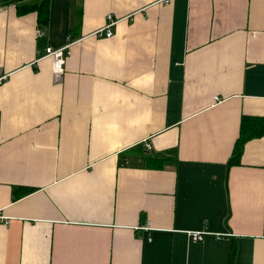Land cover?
I'll use <instances>...</instances> for the list:
<instances>
[{"label":"crops","instance_id":"obj_1","mask_svg":"<svg viewBox=\"0 0 264 264\" xmlns=\"http://www.w3.org/2000/svg\"><path fill=\"white\" fill-rule=\"evenodd\" d=\"M29 1L0 0V264H264V133L230 162L264 116V0Z\"/></svg>","mask_w":264,"mask_h":264},{"label":"trees","instance_id":"obj_2","mask_svg":"<svg viewBox=\"0 0 264 264\" xmlns=\"http://www.w3.org/2000/svg\"><path fill=\"white\" fill-rule=\"evenodd\" d=\"M31 9H36L38 13V17L41 22L45 23L48 18V11H49V3L48 0H43L41 3H36L35 1H29L27 3H23L18 5V12L23 13ZM244 123V124H243ZM245 124L248 125L249 129L245 127ZM250 126L259 127L255 131H251ZM264 133V116L258 117H245L244 121H241V128H240V135L236 140L235 146L233 148L232 155L230 157V162L237 161L240 156V151L242 149L243 142L254 135H259ZM166 156L163 154H158L155 156H148L146 164L151 167H162L165 163ZM34 190V187L26 186V185H19L14 187L13 189V197H19L24 194H27Z\"/></svg>","mask_w":264,"mask_h":264},{"label":"built area","instance_id":"obj_3","mask_svg":"<svg viewBox=\"0 0 264 264\" xmlns=\"http://www.w3.org/2000/svg\"><path fill=\"white\" fill-rule=\"evenodd\" d=\"M2 10V6L0 4V11ZM115 22L112 14L109 13L106 16V21L104 25L97 28L93 34L98 36H111L113 34L112 25ZM38 33H41V30H38ZM68 44L59 47H52L48 45L45 49V55L49 56L52 60V71H53V78L55 81H60L65 69V61L66 57L69 53ZM10 75V71L6 70L4 67L0 66V84L8 79ZM217 98V96L215 97ZM144 146L148 149L151 147V144L148 140L144 141ZM7 222V221H6ZM149 224V221H147ZM145 226L144 228L149 229V225ZM189 236L192 241L202 240L205 234L203 230H192L189 231Z\"/></svg>","mask_w":264,"mask_h":264}]
</instances>
